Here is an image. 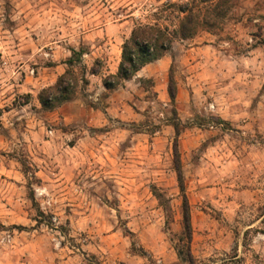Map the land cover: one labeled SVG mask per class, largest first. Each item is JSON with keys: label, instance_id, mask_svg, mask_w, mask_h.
<instances>
[{"label": "rangeland", "instance_id": "374dc122", "mask_svg": "<svg viewBox=\"0 0 264 264\" xmlns=\"http://www.w3.org/2000/svg\"><path fill=\"white\" fill-rule=\"evenodd\" d=\"M180 5L212 4L0 0V264H264V0L104 85Z\"/></svg>", "mask_w": 264, "mask_h": 264}, {"label": "trees", "instance_id": "16d2710c", "mask_svg": "<svg viewBox=\"0 0 264 264\" xmlns=\"http://www.w3.org/2000/svg\"><path fill=\"white\" fill-rule=\"evenodd\" d=\"M228 0H199L202 4L211 3L212 5H180L179 11L184 14L180 22L179 28L173 32L163 29L157 25H138L131 37L123 45L122 61L119 66L118 73L110 75L105 79L104 85L108 90H113L122 85L124 81L131 80L144 67L161 60L169 53L177 40H189L197 36L205 28L215 26L224 16L231 12L236 6L237 0H232L231 5H224ZM197 4V1L195 2ZM64 77L58 83L57 89L60 90V96L44 97L43 104H48L52 100H68L71 96L68 88H63ZM49 89L48 92H51ZM170 96L173 100L176 98V87L173 85V77L171 79ZM177 132L180 130L176 125ZM175 164L178 173V182L180 191L183 196V221L184 232L183 239H180L178 247L179 256L186 259L184 249L188 251V258H192L190 252V244L192 242L193 228L191 222V210L186 186L184 181L183 169L180 160L179 146L175 147ZM157 194V193H156ZM158 195V198H161Z\"/></svg>", "mask_w": 264, "mask_h": 264}]
</instances>
